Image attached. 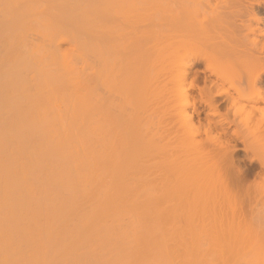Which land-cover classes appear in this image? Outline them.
Segmentation results:
<instances>
[{
    "label": "bare ground",
    "instance_id": "bare-ground-1",
    "mask_svg": "<svg viewBox=\"0 0 264 264\" xmlns=\"http://www.w3.org/2000/svg\"><path fill=\"white\" fill-rule=\"evenodd\" d=\"M149 1L150 35L131 45L141 83L135 139L142 156L138 183H127L123 153L120 163L110 155L106 103L96 93L108 78L110 1L0 0V264H264V249L253 245L261 239L250 248V236L234 237L229 223L228 232L222 226L201 246L198 232L210 224L201 221L197 232L198 221L207 206L219 214L229 187L214 176L196 178L172 155L161 169L148 159L159 150L163 106L169 122L197 121L205 134L224 137L229 148L221 161H234L238 150L264 154V0ZM121 2L114 0L118 8ZM141 42L154 44L158 60L144 59L138 70ZM164 57L173 99L163 96L161 105L154 66ZM233 70L241 72L237 81L228 77ZM187 232L194 233L191 245Z\"/></svg>",
    "mask_w": 264,
    "mask_h": 264
},
{
    "label": "rangeland",
    "instance_id": "rangeland-1",
    "mask_svg": "<svg viewBox=\"0 0 264 264\" xmlns=\"http://www.w3.org/2000/svg\"><path fill=\"white\" fill-rule=\"evenodd\" d=\"M109 1H110V3L108 6V12H109L108 14L110 17L109 21H110V23H112V24L109 23L110 25H108L109 36L107 38L108 39V41H107L108 42V44H107L108 45V49H107L108 50L107 51L108 56L107 57H108V62H109V64H108L109 65L108 66L109 71H108V78H107V83H106L105 87H103L102 85L99 84L100 87L97 89L96 93H97V95L99 94L102 97L103 102L106 103L105 113H106L107 118L105 121H107V123L109 125L108 126L109 131H107V132H108V134L110 133V135H109L110 136L109 137L110 138L109 139V143H110L109 144V151L111 153L110 155L113 157L118 156V160L120 163V154L123 153V155L121 156V158L123 157V161L121 160V163H123V164L122 165L120 164V165L123 167V170H125V172H127L128 174L126 173L124 175L122 172V169L120 168L121 169L120 175L123 178V181L128 180L130 182L134 181L135 183L137 181V183H138V181H139L138 179H140L139 173H140V168H141V161H139V160H140L142 155L140 152L137 151V145H136V139L135 138L139 134V128H141V123H140L141 118L140 117L142 115H141V109H140V102L141 101H140V97H139L140 96V93H139L140 88L139 87L141 86V83H139V81H138L137 84H140V85H137L136 79H134L136 77V75L134 76L133 74H134V71H136L137 66H135L136 67L135 68L134 64L132 65V61H133V63H135V61H134V57H132L131 45L134 42L135 38H138V37L142 38V36H144V35H150L149 32L151 31V27L153 26L152 20L154 21V12H155L150 5H152L154 2H152V4L150 3V5H147V4H149V2H151L149 0H148L149 2H147V0H146V3L143 2V3H145L146 7L149 6L151 8L150 9L148 7L147 10H146L145 6H144V8L139 7L142 3L141 1L138 0L140 2V4H138V5L136 4L138 6V8H137V6H135V3L133 5V3L131 2L132 3L131 6L132 7L135 6V7H133L134 9L132 10V8H129L130 7L129 4H131V3L128 2L129 4H126L127 0H125L126 2L124 0H122V2L123 1L125 2V3L123 2L124 4L120 0L121 4H123L122 7L120 6V8H118L115 5L116 2L114 3V0H109ZM142 1H144V0H142ZM139 2H136V3H139ZM142 6H143V4H142ZM135 8H137V9H135ZM139 8L142 10L140 11ZM153 28H152V30H153ZM109 30H110V32H109ZM94 35H96L95 36V38H96L97 32ZM153 47H154L153 43L147 44V42H141V49H142L141 50V52H142V54H141L142 60L141 61H142V64H141V67L139 65L138 70H140V69L142 70L143 61H145L144 59H147L150 56H153V59H155V60L157 59V56L155 55V53H157V52ZM169 66L170 65H169V61L167 60V57H164V59H161L158 62V64L156 66H154V70L156 67L154 74H156L155 75V76H157L156 79H158V82H159L158 87H161V90H160L161 92L158 91L159 96H160L159 100L161 102L163 100L164 103H166L169 99H171V102H172V99H173V98H171V96H172V90H171L172 89V82H171V70H170ZM150 68H152V67L150 66ZM146 71H147V69L145 70V67H144L143 72L146 73ZM228 77L233 78L234 80L237 81L241 78V72L238 70L230 71L228 73ZM136 85L139 87H137ZM138 89H139V91H138ZM163 98L164 99L167 98V101H164ZM160 101H159V103H160ZM162 103H160V104L165 105L164 103L163 104ZM171 104H170V107L171 106L173 107L174 103L172 105ZM163 107H161V108H163ZM159 108L160 107L157 108V111L161 112L163 109H161V108L159 109ZM160 112L157 114L158 115V117H157L158 121H156L157 126H155L156 125L155 120L157 119V118L155 119V117H154L155 123L153 124V126H155V129H157V127H159V130L161 131V132H158L159 131L158 129H157L158 131H156L159 134V138H158V140H156L157 144L159 146V150H158L159 152L158 151H156V152L152 151L153 153L150 152L149 157H148V159H153V160L155 157L154 161L156 162V164L154 165V167H156V168L159 167L157 169H161V167H163L162 163L164 162V159L166 157H168V156L170 157L172 155L171 156L172 162L175 160L176 166L178 165L177 163H180L182 161L181 163L183 164V161H184L185 162L184 164H186L187 167L189 169H191L190 171L194 173V176L196 178L202 179V178H205L206 176H209V175H210L209 177L212 178L214 176L215 182H216V180H218L217 183H219L222 186V188L225 189V188L229 187L227 190H225L226 192L223 190L225 192V197L222 199V200H224V203L221 202L222 208L219 207L218 205H216L217 210H219V211H217V212H219V214L216 213V210L214 209L213 204L210 205V207L213 205L212 208H209V206H207L208 209H206L204 211V208H203V210H202V211H204L203 212L204 217H202V220L199 219L198 222L204 221V223H203V226L201 225L202 222L200 224H197L198 227L200 225V227L197 229V232L201 228V226L205 228V226H206L205 224H207V226H208V224H210V225L206 228V230L204 229L203 232H202L203 228H201L200 229L201 231L198 232V235L200 234L202 237H204L203 238L204 244L202 243L201 246H204L205 243L208 244L207 243L208 241L211 243L212 238L215 235V232L217 230H219L222 226L224 227L229 223V225H231L232 227L234 226V228H235V229H233L234 230L233 234H235V235L239 234L240 238L242 236V239H245L246 234H247V236L249 235L250 237L246 238V240L248 239V241L250 240V242L252 240H253L252 242H256L257 240H255V238L258 240L261 239L259 241L260 243L257 241L256 243H253V245L255 246L256 244H261L260 248L264 249V247H263L264 246V241H263L264 239H262L264 237V169H263L264 166H262V163L260 162V160L264 161V154L262 155L259 152L254 153V151H249L246 153L243 150H238L235 153H233L234 156L232 158L234 161H232V160H230L228 162L221 161V160H224L221 158L222 157L221 155H223V153H225L226 150L229 148L227 143H226L227 140L224 137L219 138V136L217 137L216 134H213V135L205 134V132L203 130H201L200 127H198L199 124L197 121H195L194 123H191L192 125H189L190 123L187 124L188 126L185 125L186 127L183 126L182 121H180L179 119H177L179 122L175 119L174 120L175 122L173 121V123H171L172 121L169 122L168 120H166L164 118L165 116L163 114H161L163 112H161V113ZM258 117H260V116L258 115ZM96 118H100V116L95 115L94 119H96ZM163 118L165 119V121ZM159 120L162 122H159ZM158 122H159L160 126L158 125ZM168 123H169V125L167 126ZM193 125H194V127L191 128ZM106 126H107V124H106ZM173 126H175L177 129H175V127L172 128ZM168 128H169L170 132H172V133L169 134ZM171 128H172V130H171ZM167 134H169V136H167ZM164 135H166V136H164ZM160 136H162L163 138ZM170 138L172 139V141ZM168 139H170L171 142L170 141L167 142L166 140H168ZM120 140L122 142H124L123 149H121V150H124V152H120V148H122V147H119L120 144L118 145V143L121 142ZM118 141H120V142H118ZM122 142H121V145L123 144ZM239 146H240V148H242V145L239 144ZM224 149H225V151H224ZM126 152L129 153V155H131V156L130 157L127 156L128 158H125L126 154H127ZM138 153H140V155H138ZM132 155L133 156L136 155L135 157H138L139 159L138 158L136 159L135 157L133 158ZM144 159H146V158H144ZM111 163H113V162H111ZM229 163H230V165H229ZM232 163H233V165H232ZM153 164H154V162H153ZM188 164H189V166H188ZM226 164H227V166H226ZM143 165H144V163H143ZM217 165H220V170L218 168L219 166H217ZM221 165H223L225 170L223 169V167ZM111 166H115V165H110V167ZM139 166H140V168H139ZM212 167H213V170L210 169ZM221 167H222V170H221ZM111 168H114V167H111ZM173 168H175V167H173ZM152 169H151V171H152ZM215 169H217V170H215ZM113 170L114 169H112V172H113ZM220 171H221V173L223 171L224 172L222 174H220V173L217 174V172H220ZM223 174H225V175H223ZM228 174H229V176H228ZM124 176H127V177H124ZM231 176L233 177V179ZM220 179H221V181H220ZM128 181H126V182L128 183ZM223 183H225L224 187H223ZM243 183H245V184H243ZM245 185H247V186H245ZM233 187H235V188H233ZM236 189L237 190L239 189V190L237 191ZM240 190H241L242 194H241ZM250 195H252V196H250ZM253 196H254V198H253ZM239 199H240V201H239ZM245 199H247V200L243 201ZM222 200H220V201H222ZM252 200H254V202ZM174 202H177V201L175 200ZM216 206H215V208H216ZM218 208H220L221 211ZM251 208H252V210H251ZM188 209L190 210V208H187L186 210H188ZM212 210H215V212H212ZM191 211H192V209H191ZM198 211H200V210H197V212ZM222 211H223V213H221ZM197 212H196V214H197ZM211 212L214 213V216ZM224 212L226 214H224ZM215 213L217 214V216L218 215H220V216L217 217ZM233 213H234V215H233ZM198 215H200V216H198ZM197 216L201 217L202 215L200 213V214H197ZM197 216H196V218L198 219ZM221 216H223V217L220 218ZM193 218L195 219V217H193ZM186 219H187V217H186ZM197 219H196V222H197ZM184 221H186V220L183 219V221H182L181 218H180V220H176V222H180L181 225L186 227L188 221H186V223ZM215 222L219 223V224H214ZM222 222H223V225H222ZM230 222H234V225H232L233 223H230ZM235 224H237V225H235ZM216 225H219L220 227L218 228V226H216ZM210 226H211V228L213 227L212 230H210L211 229V228H209ZM214 226H216L218 229L215 230L216 227H214ZM240 226L242 228H240ZM250 226H253V227L251 228ZM223 227L219 231L221 232V230H223L222 232H225V230H226V232H228L230 227L229 228L224 227V229H223ZM241 229H242V231H241ZM252 230H254V232ZM256 232H258V233H256ZM254 233L256 236L253 235ZM189 234L194 235V233L189 232L188 234H186L187 235V241L186 242L188 243V245H191L194 240H191L192 236H190ZM209 234H210V237H209ZM219 234H221V233H219ZM195 235H196V233H195ZM216 235H218V234L216 233ZM235 235H234V237L237 238L238 235H236V236ZM205 237H206V239H211V241L205 240ZM234 237H232V239H236ZM252 242L250 243L251 244L250 248H252V247L258 248V247H254L252 245ZM242 243H244V242L242 241L241 244ZM195 244L197 245L199 243L197 242ZM245 245H246V242H245ZM208 246L205 245V247H208ZM241 246H243V245H241ZM248 246L249 245H247V247ZM262 251H264V250H261V253H262ZM262 255H263L262 257L264 259V252L262 253Z\"/></svg>",
    "mask_w": 264,
    "mask_h": 264
}]
</instances>
